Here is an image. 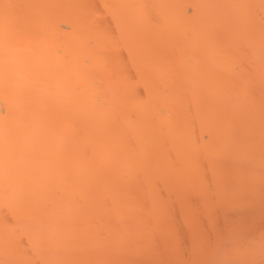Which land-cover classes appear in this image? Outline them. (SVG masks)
I'll return each mask as SVG.
<instances>
[{
	"label": "bare ground",
	"instance_id": "bare-ground-1",
	"mask_svg": "<svg viewBox=\"0 0 264 264\" xmlns=\"http://www.w3.org/2000/svg\"><path fill=\"white\" fill-rule=\"evenodd\" d=\"M0 264H264V0H0Z\"/></svg>",
	"mask_w": 264,
	"mask_h": 264
}]
</instances>
